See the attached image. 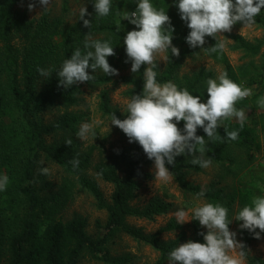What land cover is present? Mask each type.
<instances>
[{"label": "trees", "instance_id": "16d2710c", "mask_svg": "<svg viewBox=\"0 0 264 264\" xmlns=\"http://www.w3.org/2000/svg\"><path fill=\"white\" fill-rule=\"evenodd\" d=\"M20 2L21 0H0V176L7 175L9 178L7 189L0 192V264H80L85 256L102 264H128L129 256L111 254L110 244L120 234L149 245L159 254L156 264H166L169 262L170 252L178 247L183 237L179 236L174 241H161L158 234L145 235L127 224L128 218L151 219L165 213L169 207L158 199L151 200L143 207L132 205L138 188L137 180L150 178V174L143 172L142 167L154 164V161L149 160L139 144L133 142L134 147L127 158L122 176L113 166L100 164L94 167L97 176L113 186L110 201L107 202L98 188L83 177L84 171L90 166L89 154L80 155L73 148V143L71 146L65 145L67 139L73 141V134L77 129L78 119L68 109L77 104L78 87L77 84L68 89L58 86L56 72L76 49L79 48L82 55L92 50L84 48L86 35L92 40L109 41L115 52L114 56L107 58L109 65L114 69L120 66L127 68V64L132 62L126 55L124 38L133 30L119 28L115 20L117 8L124 4L112 2L107 17H99L95 11L87 12L84 19H88L91 25L86 28L79 18L71 25H66L62 18H52L49 14L29 19L26 13L15 9ZM150 3L157 10L163 9L170 18L174 28L172 45L180 53L179 57L172 56L171 51L168 53L165 71L160 73L158 67L154 69L157 71V82L163 84L171 81L178 89H187L190 94L200 96L201 102L206 103L203 91L208 78L201 74L177 77L180 62L191 49L186 43L190 29L180 19L177 7L179 0H150ZM63 11H66V0H63ZM255 22L264 29V9H261ZM233 40L234 49L247 54H258L264 46V39L255 44L247 43L239 36H234ZM205 41L209 45L204 49L206 56L221 64L228 78L239 84L225 53L206 50L214 47L218 41L212 37H205ZM116 55L120 56V63ZM262 59L264 70V51ZM38 68L52 69L53 73L45 79L39 75ZM87 71L95 78L83 84L100 87L113 81V76H106L100 69L95 73L91 68ZM144 71L145 65H142L137 73L131 72L118 79V82L128 87L125 94L130 100L133 95H141L143 92ZM58 107L64 108V113L54 121L45 122V115ZM98 108L110 121L112 114L121 120L127 116L112 108L107 90L100 92ZM15 114L20 115L24 122L20 130L4 123L6 118L12 119ZM183 128L184 122L181 121V131ZM234 130L239 132L238 138L235 141L228 140L227 133ZM217 134L223 137L222 141L208 140L202 128H198L196 132L197 136L207 140L205 155L213 163L231 173L229 166L234 163L237 153L241 152L247 163L255 160L260 145L245 123L241 129L239 122L225 120L217 129ZM59 135L61 140H55ZM47 139L52 141L48 142ZM197 154L199 152L195 155ZM42 155L46 160L61 166L68 174L79 175L80 185L96 198L98 207L107 213L103 234L93 239L86 232L84 220L58 219L55 206L47 205L46 200L40 197L34 169ZM73 157L79 160L75 169L68 163ZM192 159L185 160L179 156L173 165L166 164L180 191L203 200L204 204L218 203L226 207L230 220L238 201L244 207L252 206L251 195L243 191L230 193L225 187L214 186L202 189L189 183L186 171L202 172L200 165L191 163ZM72 185L68 178L64 180L62 188L65 195L71 193ZM201 190L205 191L204 197L197 196ZM240 210L237 209L235 215ZM230 224L231 222L229 227ZM190 227L191 241L204 243L203 236L199 233L207 232L203 231L199 222L191 220ZM178 228L180 227L172 220L163 231ZM256 232H259L258 229ZM240 234L248 251L252 243L258 241L253 238L254 233L246 229H241ZM246 261L247 264H264V259L251 257L249 253Z\"/></svg>", "mask_w": 264, "mask_h": 264}, {"label": "clouds", "instance_id": "9594fccd", "mask_svg": "<svg viewBox=\"0 0 264 264\" xmlns=\"http://www.w3.org/2000/svg\"><path fill=\"white\" fill-rule=\"evenodd\" d=\"M24 0H21L23 3ZM38 3L46 10L51 0H38ZM36 6L35 0H29L28 10L32 11ZM180 19L186 22L189 34L186 43L190 48H201L205 43V37H217L225 39L222 33L230 32L238 22L244 27H252L255 18L264 9V0H179L177 5ZM112 8V0H95L94 9L99 17H107ZM88 15L86 7L79 10V20L83 21L86 28L90 27V21L84 19ZM122 20H127L135 25L138 30L129 31L124 38L126 55L131 60V72L137 73L142 65H145L144 85L141 95H133L127 103L128 115L121 120L111 115V125L119 128L128 138V142H136L143 149L146 157L154 161V178L162 182H169L172 173L167 165H173L177 156H195L191 163L208 168L211 158H204L207 140L196 135L197 129L202 128L208 140H223L217 134V129L225 120L236 118L241 129L246 120L243 109L238 110L236 104L251 96L250 88L242 87L228 78L226 72H222L217 79L207 80V101L201 102L200 96H193L187 89H178L171 81L157 82L156 58L160 54L168 53L179 57V49L172 46V33L170 18L163 9L157 10L150 0H139L136 10L133 12H117ZM120 27V25H118ZM85 49L82 55L78 48L69 59L63 62L62 68L56 72L58 86L64 89L73 85L85 83L94 79V75L88 74L91 68L95 73L97 69L103 71L106 76L118 75V71L111 67L107 58L114 56V47L109 41L92 40L85 36ZM223 42L216 43L214 47L206 49L211 52L224 51ZM169 57L163 56L164 60ZM127 62V61H126ZM40 76L48 79L52 69H37ZM257 104L264 108V97ZM184 122L183 131L177 127L179 122ZM238 131L227 133V139L235 141ZM96 137L93 125L82 123L77 137L81 140ZM72 139L65 141L66 146H71ZM73 168H77L79 160L73 157L68 161ZM40 174L48 175L49 169L41 168ZM9 178L0 176V192L7 189ZM205 191L197 193L198 197H204ZM192 219L188 218V212L180 209L174 215L177 224H183L190 220L199 222V225L207 229L203 236L204 243L188 241L176 247L169 254V264H245L249 253L246 246L236 240V233L229 230L228 209L220 204L205 203L191 210ZM235 220L242 221L241 229L254 233L253 238L259 240L264 233V197H256L252 206H245L238 212ZM259 229V232H256Z\"/></svg>", "mask_w": 264, "mask_h": 264}, {"label": "rangeland", "instance_id": "374dc122", "mask_svg": "<svg viewBox=\"0 0 264 264\" xmlns=\"http://www.w3.org/2000/svg\"><path fill=\"white\" fill-rule=\"evenodd\" d=\"M115 4L124 5L117 8V12H133L132 8L137 7L139 0H112ZM29 0L19 3L15 9L27 14L29 19H38L43 14H49L50 17H60L66 25H71L79 18V10L86 7L87 12H93L95 0H66V11H63V0H51L49 7L44 10L43 6L35 0L36 6L32 11L28 10ZM132 5V6H129ZM116 24L123 30H138L135 25L130 24L127 20H122L120 15H115ZM225 39L217 37L216 41L225 44L224 53L231 64L235 77L242 87L250 88L252 95L239 101L236 104L238 110L243 109L246 114L245 124L252 130L256 143L260 145V150L256 153V158L252 163H247L245 156L240 152L237 153L235 161L229 166L231 173L216 163H211L208 168H202V172L186 171V180L193 184L206 189L210 186L225 187L226 191L233 193L237 190L251 195V201L256 197H264V108L258 106L257 101L264 97V70L262 52L264 46L258 54H247L242 50L234 49V36L241 37L245 42L255 44L264 39V29L254 24L252 27H244L243 24H235L230 32L222 33ZM173 46V45H172ZM206 42L201 48H191L190 53L185 55L180 62L177 70V77H191L195 74H201L208 79H217L224 72V67L206 56L204 49L208 47ZM170 52V50H169ZM168 52V53H169ZM160 54L156 58L159 72H163L167 66V60L163 59L164 55ZM119 60L120 56L116 55ZM128 67L120 66L118 75L113 76V81L107 85L94 87L91 85L79 83L77 104L68 109L69 113L74 114L77 121V129L73 134V148H76L80 155L90 157V166L84 171L83 177L93 183L103 194L104 199L109 202L113 186L104 182L94 171L97 165L113 166L122 176L123 169L134 147L133 142L129 143L128 138L117 127L111 125V121L103 116L99 111V94L102 90H107L110 95L112 108L116 109L121 115H128L127 103L130 101L125 94L128 87L118 82L122 76L131 73V64ZM146 68V66H145ZM204 99L207 100V82L203 91ZM64 113V108L58 107L52 112L47 113L44 117L45 122L54 121L59 115ZM229 121L239 122L236 118ZM4 123L21 129L23 125L22 117L17 114L12 119L6 118ZM90 123L96 133L92 142V137L81 140L77 137L80 125ZM180 128V122L177 124ZM51 139H47L50 142ZM55 140L60 141V135ZM52 141V140H51ZM199 156V154L195 155ZM195 156L184 155L185 160L195 158ZM177 156L175 159H177ZM204 158H207L206 155ZM48 168L49 174H40L41 168ZM143 172L150 174L149 179H138V188L132 201L133 206L143 207L151 200L158 199L166 205H169L167 211L161 215L153 216L151 219L128 218L127 224L140 230L145 235L158 234L161 241H174L182 236L178 246L191 241L192 230L190 221L177 224L174 213L183 209L188 212V218L191 219L192 209L202 206L204 201L192 195L184 194L178 188L173 178L169 182H162L154 178V164H148L142 167ZM34 178L41 198L45 199L47 205L55 206L57 209L56 217L62 221L73 219H82L86 222L87 234L95 239L105 232L107 213L98 207L96 198L79 183V175L68 174L58 164L48 161L44 156H40L34 169ZM68 178L73 185L71 193L65 195L62 185ZM244 207L239 201L234 206V214L231 220L229 230L236 233V240L242 243L241 228L242 221L235 220L237 209ZM174 221L180 228L176 230L163 231L170 221ZM203 231L207 232L206 228ZM259 231V229H258ZM111 254L114 256L127 255L130 258L128 264H156L159 254L149 245L136 241L133 238L120 234L110 244ZM249 255L264 259V233L261 238L253 242L249 247ZM80 264H102L101 262L91 260L85 256ZM166 264H169L167 262ZM245 264L247 261L245 259Z\"/></svg>", "mask_w": 264, "mask_h": 264}]
</instances>
